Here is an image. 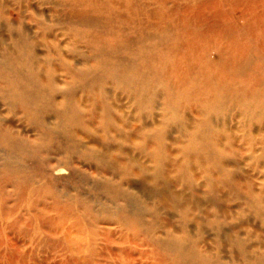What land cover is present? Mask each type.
<instances>
[{
	"label": "bare ground",
	"instance_id": "bare-ground-1",
	"mask_svg": "<svg viewBox=\"0 0 264 264\" xmlns=\"http://www.w3.org/2000/svg\"><path fill=\"white\" fill-rule=\"evenodd\" d=\"M15 2L0 0V264H167L170 253L179 264H222L227 248L264 264V228L236 210L255 203L264 225V97L246 98L227 80L264 63V38L251 49L241 38L246 44L225 52L234 69L215 78L196 72L203 58L185 51L195 41L189 29L221 14L198 8L180 19L157 14L159 0L140 12L136 0H106L110 21L135 26L110 45L72 35L97 28L100 0ZM147 10L156 17L146 21ZM244 29L225 27L213 41ZM169 42L168 66L154 54L128 57L132 47L145 58ZM227 47L209 48L221 51L218 64ZM252 74L253 94H264V73ZM110 85L127 89L126 104ZM127 108L139 115L123 122L135 121V132L114 128ZM240 120L253 143L237 140ZM228 218L236 224L225 226Z\"/></svg>",
	"mask_w": 264,
	"mask_h": 264
},
{
	"label": "rangeland",
	"instance_id": "rangeland-1",
	"mask_svg": "<svg viewBox=\"0 0 264 264\" xmlns=\"http://www.w3.org/2000/svg\"><path fill=\"white\" fill-rule=\"evenodd\" d=\"M5 1V0H4ZM9 2H11L13 5H15V1L16 0H8ZM35 1V0H34ZM106 0H100V2H102V5L99 6V11H95L94 13L97 15V19L99 20V23L97 25V28H80L77 29L74 33H72L73 36L77 35V34H87V35H94V36H99L101 38H103L106 41H110V45L113 44V41L115 39V36H119L121 39H125V38H132L135 34V31L132 29V27H135L133 25H130L129 23H124V22H120V21H115L113 20L110 21V5L107 4H103ZM130 0H120L121 3L126 4L129 3ZM160 6L156 7V13L159 15H166V14H173L176 17H182L180 19L185 18V14L187 13H191L193 11H195L198 8H201L203 10V13H208L210 11H213V13L216 14H221L224 19L223 21H216V22H209L207 20L206 22V18L201 19V24H203L202 27H200V29L198 30H190V36H192L195 41H192V44L190 46V49L185 51V54L188 53V57L191 60H195L200 58H203L202 61L194 62V65H197V69H195L196 72L199 73H208L211 76L218 78L220 75H226V73H228V75L232 72V70L234 69L233 64H229V56L228 54H226L225 52H230L232 48H234L237 44V42H239V44L242 46V44L246 43H251L250 46L248 47V49H251L254 47V44L257 43H261L263 40L262 38H264V0H159ZM166 4H163L165 3ZM195 1V2H193ZM197 1V2H196ZM136 2L138 3L137 8L135 9V12H140L141 9L144 10L143 5H152L153 0H136ZM117 10V7L114 9ZM148 11V12H147ZM147 14L143 15V16H147V20L146 21H150L152 20L153 17H156V13L152 12L150 10H147ZM151 12V13H150ZM195 13V12H194ZM192 13V15L194 14ZM28 14H26L27 16ZM12 18L16 19V15L12 14ZM149 18V19H148ZM252 21V19H254ZM144 19H146L144 17ZM179 19V18H177ZM238 26L239 29H242L243 26H245L244 29V33L242 30H239L238 33H230L228 35V38H222V37H216L215 40L214 36L215 34H220L222 33V30L225 29V27H229V26ZM37 31L40 32H44L43 29H37ZM260 32L263 36L260 37L259 35L256 36V38H253V32ZM57 33H59V31H57ZM252 34V35H251ZM248 35V36H246ZM173 37L172 35L169 38ZM245 37L246 41L243 42L241 38ZM171 42L167 43L165 45V43H163L161 47H158L155 51H145L143 52V55L145 56V58L142 57V55H140L138 53V49L135 47H132V50H130V54L128 56V54H126L125 52L122 53V55H125L126 57L128 56L130 58V60H135V61H139V58L141 57L143 59V61H148L150 56L152 54H154L155 57H162V59L165 60L167 66L170 62V57L167 55L166 50L164 49L165 47H167ZM208 43H213L212 45H209ZM214 43L217 45H224V46H228L227 50L225 49L223 52V57L221 62L218 64V59L221 57V51H219L218 49H209L211 47H214ZM245 43V44H246ZM216 46V45H215ZM236 48V47H235ZM237 48L240 49L239 46H237ZM63 50L65 51V53H67L68 55H71L70 51V47H64ZM68 50V52H67ZM210 53H208V51ZM237 54L242 56L243 52L237 50ZM262 54H264V44H263V49H262ZM149 54V57L146 55ZM208 54V56L206 55ZM258 55H261L260 53ZM218 61V62H217ZM146 63V62H144ZM217 63V64H216ZM221 63L223 65H221ZM260 68V71L262 73H264V63L261 64L258 61H254L251 65L250 69H247L244 73L240 74V75H231L228 76L227 80L230 84H233L236 86L237 89L239 90H243L246 93V98H255L253 101L258 100L259 98L264 97L263 91L260 90V92L257 94H253V92H255L256 90H254L256 83L258 81V77L256 79V77L252 74L255 69ZM164 70L162 68L159 67H155V65H152V70ZM222 77V76H221ZM200 85V84H199ZM110 90H112V93H117L120 94L122 96V103L126 104V99L125 96L127 95V89L123 88L121 89L120 87L114 86V85H110L109 87ZM258 91V89H257ZM251 94V95H250ZM254 95V96H252ZM132 103V102H130ZM135 106V105H134ZM133 106V107H134ZM0 109L2 110V107H0ZM4 110V109H3ZM159 114L162 113V111L158 110ZM215 114L216 112L214 110H210V113ZM134 114H138V113H134L132 108H127L125 109L124 112H118L116 114V117L119 119V123L114 126L115 130H119L122 132L123 128L121 127V125L124 127V129L126 130L127 127L129 126V132H135V130L138 127V124L135 121H132L129 125H124L123 122L125 121H129V120H133V117L135 119H137L139 117V115H134ZM221 114V115H220ZM218 115L220 117L224 116L225 118H227L228 116H230L231 118V124H233L235 121L238 120V118H233L232 114L230 113H218ZM147 119H149V116L146 115ZM17 122H18V126L17 128L19 130H22V126H21V122L18 121V118H16ZM47 121H49V118H46ZM24 125V124H23ZM253 125V124H252ZM252 125L248 126V129L250 128V130L253 129ZM257 126V125H256ZM236 129L239 130V132H237L235 135L237 137V140H239L240 145L244 146L247 145L248 143L251 144L253 143L252 141H254V137L252 136H246L247 133H249L246 130V127H243V121L240 120L238 121V123L236 124ZM127 131V130H126ZM30 134H34V133H30ZM150 134L147 131L142 132V136L143 139H146V136ZM257 141V140H256ZM140 143L136 144L139 145ZM135 146V145H134ZM174 148H178V146H174ZM133 150V148H132ZM136 154V153H135ZM259 151H258V155L259 156ZM243 155V154H241ZM136 156V155H135ZM39 162V161H38ZM256 162V161H254ZM264 162V161H261ZM2 162H0L1 164ZM264 168V167H263ZM59 177L63 178V177H67V173H62L59 174ZM139 181H134V183H132L133 187L137 186V183ZM148 204H151L152 201L151 200H147L145 199ZM257 203V202H256ZM255 204V203H254ZM254 204H241L240 207L237 210L238 213L243 214V216H247L248 218H251V222L259 227V228H264V225L261 223L262 220L260 218L257 217V211L255 210L257 207L254 206ZM231 206H235V202H231L230 203ZM258 205V203H257ZM245 214V215H244ZM221 221H223L221 219ZM225 222V221H223ZM236 221H233V219L228 218L225 226L227 225H231V224H236ZM194 229V227H193ZM191 231L193 232V234L197 233L196 229L193 231L191 229ZM204 236H209V233L204 234ZM211 237V236H210ZM255 241V238H251V241ZM159 250V252H158ZM226 251L221 259H222V264H249L248 262L245 261V259L243 257H241L240 255H234L229 251ZM158 254L160 256H162V259L164 260V263L166 262L167 264H179L177 263V261L173 260L176 259V256L174 254H167V256L163 257V251L160 249H155L153 251V254ZM175 256V257H174ZM222 256V255H220ZM169 261V262H168ZM171 262V263H170Z\"/></svg>",
	"mask_w": 264,
	"mask_h": 264
}]
</instances>
